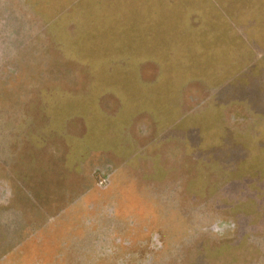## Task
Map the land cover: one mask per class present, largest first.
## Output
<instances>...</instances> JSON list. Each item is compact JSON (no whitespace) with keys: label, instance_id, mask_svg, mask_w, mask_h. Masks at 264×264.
<instances>
[{"label":"rangeland","instance_id":"obj_1","mask_svg":"<svg viewBox=\"0 0 264 264\" xmlns=\"http://www.w3.org/2000/svg\"><path fill=\"white\" fill-rule=\"evenodd\" d=\"M83 3L0 0V264H264V54L196 71Z\"/></svg>","mask_w":264,"mask_h":264},{"label":"crops","instance_id":"obj_2","mask_svg":"<svg viewBox=\"0 0 264 264\" xmlns=\"http://www.w3.org/2000/svg\"><path fill=\"white\" fill-rule=\"evenodd\" d=\"M102 39L143 41L144 51L170 48L193 58L196 71L246 72L256 47L264 54V0H93ZM82 0V7H83ZM87 8V7H86ZM141 26V33L114 36V26ZM111 26V32H108ZM255 33L253 35V33ZM140 36H136V35ZM168 49H166L167 51ZM160 54V53H159ZM228 59L226 60V58Z\"/></svg>","mask_w":264,"mask_h":264}]
</instances>
